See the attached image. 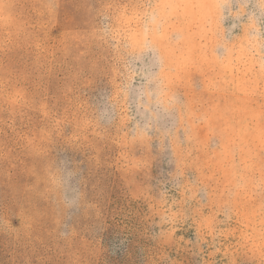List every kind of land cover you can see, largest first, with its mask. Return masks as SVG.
<instances>
[{"label": "rangeland", "instance_id": "rangeland-1", "mask_svg": "<svg viewBox=\"0 0 264 264\" xmlns=\"http://www.w3.org/2000/svg\"><path fill=\"white\" fill-rule=\"evenodd\" d=\"M0 264H264V0H0Z\"/></svg>", "mask_w": 264, "mask_h": 264}]
</instances>
